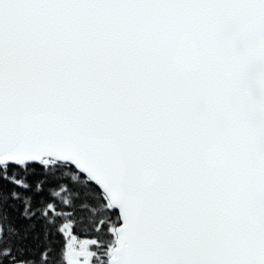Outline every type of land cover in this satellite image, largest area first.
Returning <instances> with one entry per match:
<instances>
[{
    "label": "snow or ice",
    "instance_id": "snow-or-ice-1",
    "mask_svg": "<svg viewBox=\"0 0 264 264\" xmlns=\"http://www.w3.org/2000/svg\"><path fill=\"white\" fill-rule=\"evenodd\" d=\"M0 264H264V0H0Z\"/></svg>",
    "mask_w": 264,
    "mask_h": 264
}]
</instances>
